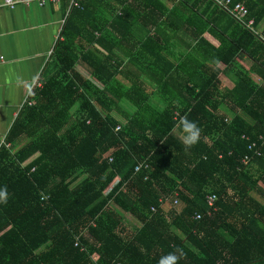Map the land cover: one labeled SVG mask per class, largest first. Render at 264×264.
<instances>
[{
  "label": "trees",
  "instance_id": "1",
  "mask_svg": "<svg viewBox=\"0 0 264 264\" xmlns=\"http://www.w3.org/2000/svg\"><path fill=\"white\" fill-rule=\"evenodd\" d=\"M62 1L63 39L0 150V264H158L178 247V264H264L258 34L212 0ZM233 1L264 31V0ZM181 32L195 47L175 50ZM181 117L201 129L190 148Z\"/></svg>",
  "mask_w": 264,
  "mask_h": 264
},
{
  "label": "crops",
  "instance_id": "2",
  "mask_svg": "<svg viewBox=\"0 0 264 264\" xmlns=\"http://www.w3.org/2000/svg\"><path fill=\"white\" fill-rule=\"evenodd\" d=\"M162 1L168 8L173 7V0ZM66 12L63 1L60 4L48 2L41 6L38 0H31L19 2L11 8L5 0H0V139L7 137L33 85L36 82L43 83V74L52 62V51ZM180 35L183 39L176 41L177 52H185L188 48L195 47L197 40L185 32ZM190 55L188 60L192 67L197 62L201 63L199 54ZM180 60L177 55H171L166 61ZM77 70L87 79H91V75L82 67L77 66ZM141 76L146 78L145 74ZM226 79L231 80L227 77ZM232 84L234 85L233 81ZM156 92L160 95L158 89ZM153 102L161 109L166 107V101L162 97L154 98ZM129 106L133 107L130 103ZM115 116L120 121L124 120L118 114ZM175 132L181 137L179 126ZM94 259H98V256H94Z\"/></svg>",
  "mask_w": 264,
  "mask_h": 264
},
{
  "label": "built area",
  "instance_id": "3",
  "mask_svg": "<svg viewBox=\"0 0 264 264\" xmlns=\"http://www.w3.org/2000/svg\"><path fill=\"white\" fill-rule=\"evenodd\" d=\"M31 2V0H5V2L7 3V5H9L11 8H14L19 2ZM214 2L215 5H217L219 8L224 9V11H226L229 15H231L232 18H234L236 21H238L240 24H243L244 26L248 27L249 29L253 30L256 34H258L259 38L264 42V31H260L259 29H256L255 26V21L254 19H249V12L247 7L242 4V3H234L233 0H212ZM38 2L40 3L41 6L45 5L46 3H58L60 4L62 2V0H38ZM71 5H76L77 4V0H71ZM68 14H69V10L67 11V13L65 14L62 23H61V30L56 38V42L54 45V48L57 44V42L59 40H62L63 37L61 36V32L63 30V27L66 23V20L68 18ZM54 51V49H53ZM52 51V54H53ZM42 87V84L39 82H36L33 87L30 89L28 95L26 96V99L22 105L21 108L24 107H31L34 105V100H33V95L35 93V91L39 88ZM120 129V127H117L116 131H118ZM264 143V142H263ZM6 147V148H10L11 145L9 143L6 142V137H4L3 139H0V150L1 148ZM256 147V144L253 143L252 145L249 146V150H252L253 148ZM248 158H246L244 160V164L248 163ZM146 166V165H145ZM142 164H139L136 167V171H139L142 168ZM148 167V165L146 166ZM217 201V196L216 195H212L209 197L208 199V203L211 207L214 208L215 202Z\"/></svg>",
  "mask_w": 264,
  "mask_h": 264
},
{
  "label": "clouds",
  "instance_id": "4",
  "mask_svg": "<svg viewBox=\"0 0 264 264\" xmlns=\"http://www.w3.org/2000/svg\"><path fill=\"white\" fill-rule=\"evenodd\" d=\"M216 63H219V61H216ZM178 126L181 129V143L185 147L190 148L198 142L201 129L195 121L189 120L186 117H181ZM8 196L9 193L7 188L5 186H0V204L6 203ZM185 255L186 253L184 250L178 247L175 251L161 256L158 264H178V260Z\"/></svg>",
  "mask_w": 264,
  "mask_h": 264
},
{
  "label": "rangeland",
  "instance_id": "5",
  "mask_svg": "<svg viewBox=\"0 0 264 264\" xmlns=\"http://www.w3.org/2000/svg\"><path fill=\"white\" fill-rule=\"evenodd\" d=\"M221 79H222L223 83H224L226 86H228V87H231V86H233V84H232V81H231V80H228V79H226V77H225V76H223ZM127 218H128V219H130V218H129V216H127Z\"/></svg>",
  "mask_w": 264,
  "mask_h": 264
}]
</instances>
